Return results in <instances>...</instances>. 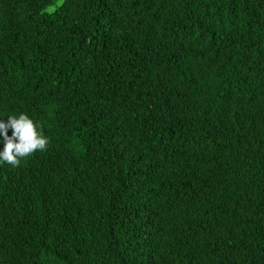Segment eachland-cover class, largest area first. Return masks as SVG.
<instances>
[{
    "label": "trees",
    "instance_id": "16d2710c",
    "mask_svg": "<svg viewBox=\"0 0 264 264\" xmlns=\"http://www.w3.org/2000/svg\"><path fill=\"white\" fill-rule=\"evenodd\" d=\"M21 112L0 264H264V0H0Z\"/></svg>",
    "mask_w": 264,
    "mask_h": 264
},
{
    "label": "clouds",
    "instance_id": "9594fccd",
    "mask_svg": "<svg viewBox=\"0 0 264 264\" xmlns=\"http://www.w3.org/2000/svg\"><path fill=\"white\" fill-rule=\"evenodd\" d=\"M0 135L4 139L0 163H7L13 167L19 166L22 159L31 157L37 151H46L50 143L43 126L23 112L18 115H7V120L0 119ZM257 165L264 173V159Z\"/></svg>",
    "mask_w": 264,
    "mask_h": 264
}]
</instances>
